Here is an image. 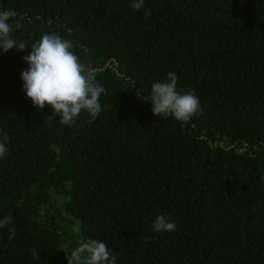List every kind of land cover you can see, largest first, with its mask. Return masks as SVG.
<instances>
[{"label":"trees","instance_id":"1","mask_svg":"<svg viewBox=\"0 0 264 264\" xmlns=\"http://www.w3.org/2000/svg\"><path fill=\"white\" fill-rule=\"evenodd\" d=\"M129 4L0 0L15 39L72 40L106 90L63 125L23 91L31 49L0 50V264H67L89 238L117 264H264V0ZM169 72L199 99L187 123L151 111Z\"/></svg>","mask_w":264,"mask_h":264},{"label":"clouds","instance_id":"2","mask_svg":"<svg viewBox=\"0 0 264 264\" xmlns=\"http://www.w3.org/2000/svg\"><path fill=\"white\" fill-rule=\"evenodd\" d=\"M145 0H130L129 7L140 11ZM150 13H145L149 15ZM14 10H0V50L8 52L17 49L23 52L30 48L29 55L22 57L28 68L21 72L23 91L26 97L39 110L46 107L52 109L53 117L59 118V123L70 126L86 111L94 121L101 112L100 97L105 94V88L96 80L93 69L80 61L72 51L73 41L64 39L56 33L43 34L30 47L23 41H18L12 35L13 30H19L22 24ZM178 77L169 72L163 82H154L151 86V111L153 115L187 123L191 118L202 112L199 99L192 93H182L177 90ZM53 117H47L51 120ZM4 134L0 140V158L8 152ZM8 218L0 219V228L8 224ZM176 224L164 216H157L153 222L156 232H171ZM15 235V229H10ZM11 238V237H10ZM150 239V238H149ZM68 244L64 245L67 249ZM34 259L39 260V253L32 250ZM67 264H117L116 256L103 241L87 239L66 256Z\"/></svg>","mask_w":264,"mask_h":264}]
</instances>
